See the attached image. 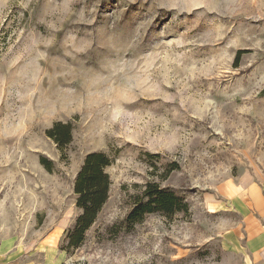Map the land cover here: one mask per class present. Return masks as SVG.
<instances>
[{"label":"rangeland","instance_id":"374dc122","mask_svg":"<svg viewBox=\"0 0 264 264\" xmlns=\"http://www.w3.org/2000/svg\"><path fill=\"white\" fill-rule=\"evenodd\" d=\"M92 152L112 159L109 198L70 248ZM252 181L264 0H0V264H218L227 191ZM149 183L188 209L127 221Z\"/></svg>","mask_w":264,"mask_h":264},{"label":"trees","instance_id":"16d2710c","mask_svg":"<svg viewBox=\"0 0 264 264\" xmlns=\"http://www.w3.org/2000/svg\"><path fill=\"white\" fill-rule=\"evenodd\" d=\"M242 53L243 51L239 50L237 61ZM47 133L61 148H64L71 141L72 125L59 121L54 123ZM41 162L49 170L52 169V161L43 158ZM111 163L112 159L104 152H92L86 156L74 185L77 194L76 205L80 209V214L68 230L67 243L70 248L82 245L87 230L93 225L109 198L111 177L107 167ZM187 209L188 204L185 199L173 190L161 187L158 183H149L142 197L137 198L128 213L127 221L139 222L146 214L152 212L173 214Z\"/></svg>","mask_w":264,"mask_h":264},{"label":"crops","instance_id":"0c3cea01","mask_svg":"<svg viewBox=\"0 0 264 264\" xmlns=\"http://www.w3.org/2000/svg\"><path fill=\"white\" fill-rule=\"evenodd\" d=\"M227 191L235 221L221 228L224 256L218 264H264V188L252 181Z\"/></svg>","mask_w":264,"mask_h":264}]
</instances>
